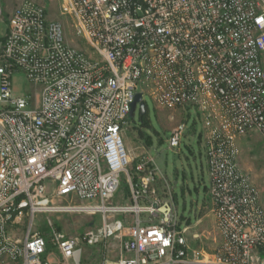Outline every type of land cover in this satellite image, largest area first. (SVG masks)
Returning a JSON list of instances; mask_svg holds the SVG:
<instances>
[{"label":"built area","instance_id":"obj_1","mask_svg":"<svg viewBox=\"0 0 264 264\" xmlns=\"http://www.w3.org/2000/svg\"><path fill=\"white\" fill-rule=\"evenodd\" d=\"M59 13L68 24L20 0L0 36V264H264V208L237 147L264 139V0H59ZM18 72L30 92L15 94ZM136 93L200 121L221 237L211 253L188 246L146 148L124 147ZM121 175L128 201L113 203ZM52 212L102 222L78 235L50 218L45 234L33 226Z\"/></svg>","mask_w":264,"mask_h":264},{"label":"rangeland","instance_id":"obj_2","mask_svg":"<svg viewBox=\"0 0 264 264\" xmlns=\"http://www.w3.org/2000/svg\"><path fill=\"white\" fill-rule=\"evenodd\" d=\"M34 1L46 7L48 15L50 14L49 9L51 10L53 6L49 17L68 24L69 18L59 13L58 2L51 5L49 0ZM18 2L19 0H0V32L3 30L5 20L10 11V5L15 7ZM78 46L87 53L91 52L84 41L79 40ZM12 86L17 95L31 91V85L21 72L13 74ZM142 100L146 105L149 126L142 127L140 125L138 110L135 109L132 117L127 119V124L124 125L120 132L124 147L127 151H132V155L139 154L140 146L146 148V153L154 158L158 168L155 177L160 179L163 176V179L167 181L178 215H182L183 218L181 220H188L187 227L181 226L182 228L184 227L183 233L188 241V246L200 248L211 253L220 243L221 237L219 236L213 213L210 210L209 177L201 139L200 121L190 107L168 111L156 105L146 94H143ZM180 121L186 123V129L180 137L178 147L170 148L167 145L169 130ZM139 131L143 133V137H140ZM259 135V133L255 132L251 136L252 147L257 154L251 157L250 161L253 165L263 161L262 164L264 166V139ZM198 136H200V139ZM146 137L150 138L151 144L146 143ZM250 177L259 191L264 208V174L258 179H254L252 173H250ZM160 181L157 182L159 186L164 183L162 179ZM125 191L126 185L121 175L118 189V196L121 195V197L119 199L114 197L111 201L113 203L127 202L128 200H124ZM47 218H50L64 232L70 235H78L88 228L99 226L102 222L99 214L91 215L84 212L37 213L33 218L32 224L44 234L48 231ZM194 231L201 235L200 239L191 238V233ZM81 246L85 252L99 248L97 244Z\"/></svg>","mask_w":264,"mask_h":264},{"label":"crops","instance_id":"obj_3","mask_svg":"<svg viewBox=\"0 0 264 264\" xmlns=\"http://www.w3.org/2000/svg\"><path fill=\"white\" fill-rule=\"evenodd\" d=\"M49 2L52 5L55 2H58L59 3V0H49ZM13 7H14L13 5H10V11L12 10ZM44 8L46 10V7H44ZM52 8H53V6H52ZM52 8H51V10L49 9L50 14H51V11L53 10ZM5 29H6V20H5V24H4L3 30L0 32V36L3 35V33L5 32ZM254 133L255 132L247 133V134H245L243 136H240L237 139L238 163H239V166H240L241 169H243L244 171H246L249 175H250V173H252L253 178L254 179H258L262 174H264V166L262 164L263 161L261 163H257V164H254V165L250 161V158L253 157V156H255L257 154L255 152L256 150H254L253 147H252L251 136ZM260 200H261V198H260ZM14 227H15L16 230L19 231V228H16V226H14ZM18 231H16L15 233H17ZM194 232H192V233H194Z\"/></svg>","mask_w":264,"mask_h":264},{"label":"trees","instance_id":"obj_4","mask_svg":"<svg viewBox=\"0 0 264 264\" xmlns=\"http://www.w3.org/2000/svg\"><path fill=\"white\" fill-rule=\"evenodd\" d=\"M146 112L144 114L139 115V122H140V125L142 127H148L149 126V120L147 118ZM192 124H194V122H192ZM138 134L140 135V137H143V133L141 131H139ZM198 138L200 139V136H198ZM145 141L147 144H151V140L149 137H146ZM179 218L182 219L183 218L182 215H180ZM186 221L188 222V220H186Z\"/></svg>","mask_w":264,"mask_h":264},{"label":"water","instance_id":"obj_5","mask_svg":"<svg viewBox=\"0 0 264 264\" xmlns=\"http://www.w3.org/2000/svg\"><path fill=\"white\" fill-rule=\"evenodd\" d=\"M136 102L138 103L139 113H140V114H143V113H144V111H145L144 103H143V101L140 99V93H136L135 98H134V101H133L132 104H131V109H130V112H129V116L132 115L133 110H134V108H135V104H136Z\"/></svg>","mask_w":264,"mask_h":264},{"label":"bare ground","instance_id":"obj_6","mask_svg":"<svg viewBox=\"0 0 264 264\" xmlns=\"http://www.w3.org/2000/svg\"><path fill=\"white\" fill-rule=\"evenodd\" d=\"M137 103V102H136ZM144 103V102H143ZM136 105V104H135ZM146 107V105H145V103H144V108ZM135 109H137L138 110V114H139V109H138V103H137V108H134V110H133V113H134V111H135ZM133 113H132V115H133ZM132 115L131 116H129V117H132ZM140 115V114H139Z\"/></svg>","mask_w":264,"mask_h":264},{"label":"flooded vegetation","instance_id":"obj_7","mask_svg":"<svg viewBox=\"0 0 264 264\" xmlns=\"http://www.w3.org/2000/svg\"><path fill=\"white\" fill-rule=\"evenodd\" d=\"M145 112H146V107H145V111H144V113H145ZM144 113H143V114H144ZM139 114H140V113H139Z\"/></svg>","mask_w":264,"mask_h":264}]
</instances>
